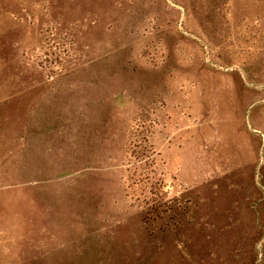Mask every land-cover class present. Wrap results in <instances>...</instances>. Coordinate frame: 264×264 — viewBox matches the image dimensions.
<instances>
[{
	"label": "rangeland",
	"instance_id": "374dc122",
	"mask_svg": "<svg viewBox=\"0 0 264 264\" xmlns=\"http://www.w3.org/2000/svg\"><path fill=\"white\" fill-rule=\"evenodd\" d=\"M0 264H264V0H0Z\"/></svg>",
	"mask_w": 264,
	"mask_h": 264
}]
</instances>
